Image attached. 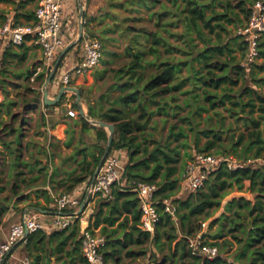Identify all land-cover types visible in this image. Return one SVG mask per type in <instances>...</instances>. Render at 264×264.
<instances>
[{"label":"trees","instance_id":"obj_1","mask_svg":"<svg viewBox=\"0 0 264 264\" xmlns=\"http://www.w3.org/2000/svg\"><path fill=\"white\" fill-rule=\"evenodd\" d=\"M255 2L107 0L112 22L106 23L99 35L87 29V35L100 40L103 49L109 41L125 43L129 58L110 68L109 76L115 81L110 89L119 91L118 95L111 96L108 91L96 107L91 92L82 89L89 115L115 126L110 153L126 150L129 156L112 199H97L90 218L89 227L100 226V234L107 239L102 250L105 264H121L124 249L146 243L156 250L150 264H264V77H259L264 73V34L258 43L262 63L244 66L249 46L238 33ZM31 18L36 17L32 14ZM84 39L76 47H81ZM2 44L0 39V47ZM11 49L6 48L4 59L0 58V73ZM149 68L152 71H147ZM49 72L43 69L34 81L24 83L33 95L24 101L26 108L35 106V96L39 97ZM6 102L1 106H7L6 113L14 115L15 122L19 117L12 110L16 103ZM156 116L170 124L164 138L156 135ZM82 123L84 130L95 128L84 119ZM5 124L0 118L1 127ZM11 129L19 132L13 125ZM95 129L103 145L92 161L86 157L81 161L80 173L69 179L63 194L73 193L92 180L108 143L106 130ZM19 139L18 146L11 147L14 141H7L0 133V226L13 199L22 192L20 183L28 182L20 169L28 163L20 160ZM201 153L215 155L221 162L202 189L185 198L177 197L188 162ZM230 159L236 161L231 167ZM6 170L10 180L1 176ZM246 182H250L248 187ZM141 183L157 187L160 221L152 233L139 227L141 210L136 189ZM235 190L248 192L254 199L238 196L225 202ZM165 200H171L176 208L174 216L165 210ZM222 208L225 211L215 218ZM125 213L131 214V224L127 215L114 228ZM210 220L209 231H204ZM128 227L131 231L124 238L114 237ZM79 231L77 223L50 235L39 230L17 247L24 248L33 264L43 263L39 252L48 249L66 251L80 264H88L82 255ZM199 234L206 239L202 246L217 247L213 259L192 253L190 239ZM208 236L212 242L207 241ZM133 252L128 250L126 254L132 256ZM142 253L147 254V250L142 249Z\"/></svg>","mask_w":264,"mask_h":264},{"label":"crops","instance_id":"obj_2","mask_svg":"<svg viewBox=\"0 0 264 264\" xmlns=\"http://www.w3.org/2000/svg\"><path fill=\"white\" fill-rule=\"evenodd\" d=\"M82 1L85 11L83 19H81L80 16L78 0H60L63 7L62 21L67 44L79 36L81 21H83L84 24V38L89 37L87 35L88 28L99 35L101 30L105 27V24L112 22L111 16L108 15L111 9H109L107 5V0ZM37 7L38 0L0 1V26L8 23L12 25L32 24L35 19H32L31 15H35ZM2 40L3 44L0 47V58L4 59L2 56L6 49V40ZM114 44L121 45L122 50H114ZM125 45V43H120L119 41L107 42L105 45L106 48L103 49L101 63L98 67L86 74L73 75L71 83L68 86L76 87L81 91L82 106L87 115H89V105L83 97L82 89L91 92L90 97L97 107L100 97L108 91H111L110 87L115 82L111 81L109 76L110 68L129 59L125 53ZM83 55L82 45L81 47L73 48L67 53L63 60L62 67L58 69L55 78L49 85L50 99H55L58 96L60 88L63 86L62 77L64 73L76 68L80 64ZM43 63L44 56L42 49L28 38L23 46L12 47L10 53L6 57L4 68H2L4 71L0 73V80L2 84L10 86H16L15 84H18L17 81L25 83L30 80L32 82L33 74L36 73L39 68L43 67ZM45 83L39 91V97L35 96V106L25 108L17 121L13 122L12 118V120L8 123L6 122L7 124L3 127L0 125L1 135L9 142L14 141V144L10 145L11 147L18 146L16 139L20 137L19 148H21L22 151L20 160H24L28 163L26 166H20V169L25 172V177L28 179V182L26 184L20 183L22 192L13 199L10 211L3 218V222L0 226V242L8 238L11 226L22 220L27 214V210H29L30 216H38L41 221L48 224L45 232L49 235L55 231H60L52 224L58 216L53 213L58 211L51 209L57 208L56 199L66 191L69 179L80 173L81 161L85 157L87 161H92L94 155H97L100 147L103 145L95 129L103 127L92 125L80 115L78 106L76 105V95L74 93H65L60 104L50 106L51 108H48L49 106L44 104L43 89ZM1 88L3 87L1 86ZM118 94L119 91H111V96H116ZM71 108H74L78 112L76 117L68 115V111ZM6 114L3 115L5 119L8 117V114ZM82 119L86 120L91 127L93 126L95 128L84 130ZM154 119L158 123H163L162 116H156ZM153 124L155 125V123ZM12 125L14 128L19 129V132L12 130ZM155 128L156 131H160V127L157 125H155ZM103 129L106 130L109 137L108 129ZM121 153L126 165L129 159L128 153L126 150H122ZM7 173L8 170L1 174V176L6 177V180H10L11 177H8ZM20 178L21 177H19V179ZM187 187L190 190L188 185ZM85 190L86 183H83L75 189L73 194L81 199V201H84L85 198L83 197L85 195ZM96 201L97 200H91L87 203L85 210H87L88 214L81 219H73L69 226L72 228L73 224L77 223L80 227V235H82L84 228L90 224L91 215L89 214L90 211L94 213ZM34 203L39 206H34ZM37 208L49 211V213H42L38 211ZM222 209V211H225L224 208ZM107 210L108 207L106 206L104 208V215ZM127 215L131 224V214L125 213L115 224L114 228H117L119 223L122 222ZM207 228L208 224H206L204 231H206ZM100 229L99 226L96 230L100 233ZM130 231V227L126 230L120 229L114 237L122 239L127 233H130ZM53 245L55 246L56 242H54ZM70 248L71 247L68 246V249ZM128 250L134 251V254L128 256L126 254ZM17 251L18 250L10 255L6 264L18 263L19 257ZM39 253L43 255V263L41 264H80L76 258V260H74L72 256L67 255L66 251L58 253L53 251V249H48L46 252ZM73 254L74 253H72V255ZM121 257L123 260L121 264H136L137 262L138 264H150V261L146 263L147 260L145 259L142 261L141 258L144 257V253H142V250L135 249L134 244H130L128 248L124 249ZM125 259L129 261L124 263Z\"/></svg>","mask_w":264,"mask_h":264},{"label":"built area","instance_id":"obj_3","mask_svg":"<svg viewBox=\"0 0 264 264\" xmlns=\"http://www.w3.org/2000/svg\"><path fill=\"white\" fill-rule=\"evenodd\" d=\"M35 21L29 25H12L10 23L0 26V39H5V47H16L24 44L30 38L38 45L44 56L43 67L39 68L32 76V81L39 73L46 69L52 70L60 51L67 45L66 36L63 29V7L60 0H38V7L35 11ZM238 33L244 37L248 43V56L244 66L257 62L259 58V39L264 34V0H256L252 7V12L246 23L238 29ZM84 52L80 64L71 71L64 73L62 77L63 85H70L74 74L82 75L98 67L103 57V47L100 40L96 38H85L82 43ZM49 72V73H50ZM48 73V76H49ZM4 101V92L0 86V106ZM68 115L76 117L78 112L71 108ZM122 151H115L108 155L95 181L86 183L85 194L89 192L88 203L91 200L112 199V191L115 185L122 180L125 170ZM221 159L207 153L197 154L195 158L188 162L186 170L182 176L183 181L189 186L191 191H197L205 186L209 175L214 171ZM235 160H229L230 167ZM141 220L139 227L145 232H154L160 221L158 211V200L156 198L157 187L154 184L141 183L136 189ZM86 197V195H85ZM83 201V200H82ZM82 201L75 194H61L56 199L58 215L53 221V225L58 230L66 229L73 219H81L88 213L84 210L80 213ZM165 210L172 216L175 215L176 208L171 200L164 201ZM86 209V208H85ZM71 211V212H69ZM92 211H90V214ZM88 215V216H89ZM48 224L41 221L38 216L25 215L22 220L11 226L8 238L0 242V264H6L9 254L13 251L25 237L26 232L30 234L36 231H46ZM81 250L82 255L88 264H105L102 250L106 247L107 239L96 229L87 226L82 231ZM206 239L203 234L195 239H190L192 253L197 256H205L213 259L218 254L217 247L202 246ZM22 264H33L30 257L24 258Z\"/></svg>","mask_w":264,"mask_h":264},{"label":"rangeland","instance_id":"obj_4","mask_svg":"<svg viewBox=\"0 0 264 264\" xmlns=\"http://www.w3.org/2000/svg\"><path fill=\"white\" fill-rule=\"evenodd\" d=\"M77 39V38H76ZM75 40V39H74ZM70 43V42H69ZM120 43H123V42H120ZM112 46V45H110ZM114 50H117L119 49L120 51L122 50V46L121 45H117V44H114ZM238 54V57H240V52L237 53ZM262 59L260 58L257 63H262ZM147 71H152L151 68H149ZM187 72L185 71V74ZM259 77H264V73H260L259 74ZM18 84H15L16 86H10V85H7V84H4L2 85V89L4 90V103L9 99V100H13L15 101L16 105L15 107L12 109L13 110V113H16L17 115H19L18 119L21 117V113L24 111V109L26 108V104L24 101H26L27 99H32L33 95L31 93H28L26 91V87L24 86V82H19L17 81ZM238 87H236L237 89ZM261 91L264 93V86L261 88ZM7 103V102H6ZM29 107H32V106H29ZM6 111H7V106L4 104V106H1L0 107V118L3 119V123H8L9 121L12 120L13 116L14 115H11L8 117H5L3 116L4 114H6ZM7 115V114H6ZM17 119V120H18ZM16 120V121H17ZM156 125L158 127H160V131H156V135L157 136H161V137H166L167 133H168V130H169V122L167 123H158L156 122ZM239 125H242V123L240 122ZM250 184L249 182H246V187H248ZM192 191L188 189L186 183L184 181L181 182V191L179 193V195L177 197L180 196V198H185L189 193H191ZM238 196H247L248 198L250 199H254V196L250 193H246V192H239L237 190H235L234 192L231 193V195L225 200V202L228 200V199H232L233 197H238ZM223 210V209H222ZM219 211L215 218L218 217L221 213H223L224 211ZM212 220H210L207 224L208 226L210 225V222ZM215 229V227L213 228V230ZM208 230V228L206 229V231ZM209 231V230H208ZM207 241L208 242H212L213 240L208 236L207 237ZM17 247V246H16ZM235 248H236V245H235ZM235 248H233L232 252L235 250ZM135 249L137 250H142V249H146L147 250V254H144V257L141 258L142 261L143 259L147 260V262H149L152 257H151V254H152V251H156L152 245H150L149 243L145 244L144 246H141V247H137L135 246ZM17 251V255L19 257V261L17 264H21V261L28 256L27 252L24 251V248L22 246H19L17 248H15L13 251L16 252ZM228 255V254H226ZM162 255L160 254L159 257H161ZM129 260L125 259L124 260V263L125 262H128ZM123 262V260H122ZM138 264V262L136 263ZM140 264H143V263H140Z\"/></svg>","mask_w":264,"mask_h":264},{"label":"water","instance_id":"obj_5","mask_svg":"<svg viewBox=\"0 0 264 264\" xmlns=\"http://www.w3.org/2000/svg\"><path fill=\"white\" fill-rule=\"evenodd\" d=\"M78 2H79V8H80V16H81V19H83L84 15H85L83 1L82 0H78ZM79 30H80V32H79V36L77 37V39H75V40L71 41L70 43H68L60 51V53H59V55H58V57H57V59H56V61L54 63V66H53V68H52V70H51V72H50V74H49V76H48V78L46 80V83H45V86H44V89H43V92H44V104L46 106H49V107L50 106H55V105H57V104H59L61 102V100L63 99V96L65 95V93L72 92V93H74L76 95V105L78 106L80 115L82 117H84L86 120H88L92 125L108 129V131H109L108 143H107V146H106V149H105V153L102 156V158L100 159V162H99V164L97 165V167H96V169L94 171V174H93V177H92V180H91L92 183H93L95 181L100 169L102 168L106 158L108 157V155L110 154V152L112 150V145H113L114 135H115V126L113 124H111V123H108V122H105V121H101V120H97V119L91 118L89 115H87L85 110H84V107L82 106L81 91L78 88H76V87L63 85L60 88L59 94H58V96L55 99H50L49 98V85L53 81V79L55 78L62 60L65 58L67 53L70 50H72L73 48H75L77 46V44L83 38V34H84L83 21H81V23H80ZM88 198H89V192H87L85 200L82 203V206L80 208V213H82L85 210L86 205L88 203ZM37 210L42 212V213H45V214L49 213V211H45V210H42L40 208H37ZM53 214L60 215L61 213L60 212H55ZM26 215H29V210H27V214ZM175 225L178 227V224H177L176 221H175ZM29 235H30V233L27 231L24 239L21 242H24ZM15 248H16V246L14 247V249ZM11 253L9 255H11Z\"/></svg>","mask_w":264,"mask_h":264}]
</instances>
